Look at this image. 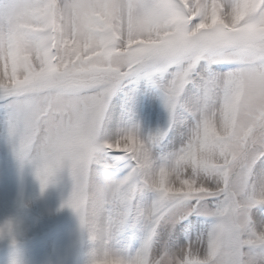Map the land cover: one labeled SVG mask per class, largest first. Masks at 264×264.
I'll list each match as a JSON object with an SVG mask.
<instances>
[{"label":"snow or ice","instance_id":"snow-or-ice-1","mask_svg":"<svg viewBox=\"0 0 264 264\" xmlns=\"http://www.w3.org/2000/svg\"><path fill=\"white\" fill-rule=\"evenodd\" d=\"M0 135L88 264H264V0H0Z\"/></svg>","mask_w":264,"mask_h":264},{"label":"rangeland","instance_id":"rangeland-1","mask_svg":"<svg viewBox=\"0 0 264 264\" xmlns=\"http://www.w3.org/2000/svg\"><path fill=\"white\" fill-rule=\"evenodd\" d=\"M70 193L66 172L42 190L35 169L21 167L13 144L0 135V264H88L94 244L78 215L62 207ZM250 215L264 221V206Z\"/></svg>","mask_w":264,"mask_h":264}]
</instances>
